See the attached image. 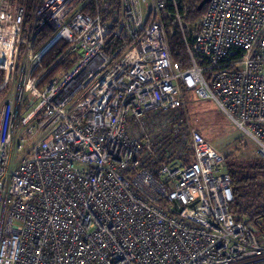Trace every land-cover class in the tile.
I'll use <instances>...</instances> for the list:
<instances>
[{
    "label": "built area",
    "instance_id": "built-area-1",
    "mask_svg": "<svg viewBox=\"0 0 264 264\" xmlns=\"http://www.w3.org/2000/svg\"><path fill=\"white\" fill-rule=\"evenodd\" d=\"M39 2L31 21L0 0V264H264V234L230 211L226 156L182 110L212 98L264 158V0H210L192 40L176 0ZM28 33L31 50L46 34L29 64ZM59 44L75 63L40 89Z\"/></svg>",
    "mask_w": 264,
    "mask_h": 264
},
{
    "label": "rangeland",
    "instance_id": "rangeland-1",
    "mask_svg": "<svg viewBox=\"0 0 264 264\" xmlns=\"http://www.w3.org/2000/svg\"><path fill=\"white\" fill-rule=\"evenodd\" d=\"M39 6L40 2L38 0V5L36 7L30 11L27 10L28 19L33 21L35 10ZM154 6L155 0H148V10L150 11L154 8ZM162 15L164 16V22L170 34H172L176 28L182 32L179 23L176 22L168 14V12L167 14L162 13ZM186 16L187 12H185L182 22L184 33L187 37H193L200 17L194 21H190L187 20ZM28 27L30 28V26ZM30 37L31 35L28 33L25 41L19 46V53L20 55H24L28 64L30 55L33 51L45 42V40H43L40 45L37 46V41L31 50L29 49L32 46ZM60 49L62 50L60 54L55 55L54 58H49L45 62L42 61L40 65L33 69L32 76L34 77H38L50 70L40 83V89L43 88L45 82L48 81L50 77L61 75L62 73L68 71L75 63L71 54L63 55V53L67 50L65 45L61 44ZM20 80L21 78L19 79V77L12 79L10 84L4 86L6 88L5 90L8 89L9 92L15 93L14 96H18L21 90L19 87L22 85ZM26 97L33 100L34 104L38 100L37 96H35L31 91L26 92ZM182 110L198 131L206 138V140H208L217 150L223 153L227 160L230 159V161L233 162H241L261 157L255 141H253V139L247 135L243 129L239 128L237 124L220 109L212 98H197L193 95H187ZM33 141H35V138ZM29 146L30 145H27L26 149H29ZM20 154L22 153H18L16 158H19ZM253 228L255 229L254 226Z\"/></svg>",
    "mask_w": 264,
    "mask_h": 264
},
{
    "label": "trees",
    "instance_id": "trees-1",
    "mask_svg": "<svg viewBox=\"0 0 264 264\" xmlns=\"http://www.w3.org/2000/svg\"><path fill=\"white\" fill-rule=\"evenodd\" d=\"M203 0H176L180 13L187 12V20L194 21L201 17L206 10V5L198 9ZM19 6L25 7L28 11L38 5V0H13ZM168 9L175 10L173 0H167ZM37 4V5H36ZM43 34L37 42V46L45 40ZM193 37L189 36L192 40ZM172 56L179 61L183 67L189 64V57L184 41V35L176 28L169 34ZM60 45L49 51L43 61L54 58L62 52ZM228 170L232 177L234 190V201L230 205V211L237 221H245L255 227L258 234H264V158H252L241 162L227 160Z\"/></svg>",
    "mask_w": 264,
    "mask_h": 264
},
{
    "label": "water",
    "instance_id": "water-1",
    "mask_svg": "<svg viewBox=\"0 0 264 264\" xmlns=\"http://www.w3.org/2000/svg\"><path fill=\"white\" fill-rule=\"evenodd\" d=\"M210 0H203L201 3L198 5V9H202L204 5H206Z\"/></svg>",
    "mask_w": 264,
    "mask_h": 264
}]
</instances>
